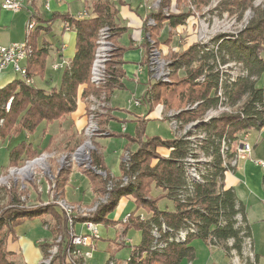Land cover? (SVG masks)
<instances>
[{
    "label": "trees",
    "instance_id": "16d2710c",
    "mask_svg": "<svg viewBox=\"0 0 264 264\" xmlns=\"http://www.w3.org/2000/svg\"><path fill=\"white\" fill-rule=\"evenodd\" d=\"M175 1L176 4L182 2L186 10L176 12L171 9L166 15L163 10L169 9L172 1L160 0L153 14L154 24L147 28V32L148 40L153 42L154 47L159 46L158 37L164 24L169 28V37L164 43L169 45L171 32L185 25L192 15L187 7L191 4L195 9H202L211 0ZM256 1L221 0L217 9L228 15L238 14L241 17L250 10L252 16L249 23L236 35L214 36L211 39L214 48L192 43L182 52H171L169 82H151L143 94L141 104L147 106L148 113L158 105H163L168 110L178 111L176 118L181 122L180 130L190 123L195 124L183 135L170 139H145L144 119L138 120L133 135L109 132L106 126L109 121L124 124L127 120L112 116L110 107L98 113V133L128 140V154L118 165L120 176L114 177L105 167L103 155L97 147L90 152L91 167L103 172L105 177L91 168L81 166L79 170L87 177L95 198L106 195L107 199L92 212L75 213L70 217L73 227L75 223L88 221L98 226L115 227L119 221L109 220L108 214L115 209L121 198L132 197L135 210L128 214L122 234L126 235L129 230L138 231L141 239L139 244L119 245L118 250L129 248L130 252L125 261L116 259L117 264H179L182 259L193 258L194 249L189 244L194 239L221 248L229 257L232 252L241 256L244 239L250 235V230L241 202L237 200L233 189L224 188L223 178L231 167L230 161L235 157L232 144L242 134L264 127V0L255 7ZM124 3L123 0H91L90 15L82 19L67 13H52L42 30L49 33L52 23L62 19L75 32L74 56L61 72L58 88L46 92L21 78L0 88V141H10L21 134L30 136L40 124L49 125L64 119L76 111L78 100L85 97L91 95L98 100L103 96L108 103L114 90L124 89V49L114 44L125 31L116 23L118 6ZM101 28H108L113 51L106 66L107 78L97 87L91 83L89 71ZM42 30L36 28L26 37L33 48L32 56L26 60L27 78L30 80L42 77L45 70L48 50L46 44L40 47L37 45ZM150 50L151 43L145 42L142 64H147ZM229 62L234 64L238 75L231 85L222 86L221 98L218 96L221 81L219 65ZM201 77L203 81H199ZM194 105V108L189 109ZM219 105H226L233 112L223 113L208 122H200L211 108ZM85 113L87 115V108ZM132 144H137L134 151L129 150ZM159 150H167L168 154L163 156ZM37 157L38 150L33 144L23 141L11 149L8 167L18 168L22 163ZM189 160L196 162L199 181L191 179L187 174ZM54 174V190L63 199L70 168H62ZM124 178L127 179L126 184H123ZM108 185L111 187L109 190ZM153 188L160 192L156 197L151 195ZM5 191L8 194L6 203H0V264H24L16 254L6 250V241L9 237L13 240L16 238L15 228L25 220L50 216L54 222L52 227L47 225L50 233L56 239L62 237L60 243L68 238L73 228L64 213L57 210V205L24 204L21 197L26 196L25 191L24 195L17 194L13 187ZM161 199L170 201L173 209H159L158 202ZM140 210L150 214V217L145 218L138 213ZM188 226H193L195 233L184 242L171 240ZM116 239H113L114 242ZM40 247L45 257L50 245L42 244ZM54 264L68 263L61 260Z\"/></svg>",
    "mask_w": 264,
    "mask_h": 264
},
{
    "label": "crops",
    "instance_id": "0c3cea01",
    "mask_svg": "<svg viewBox=\"0 0 264 264\" xmlns=\"http://www.w3.org/2000/svg\"><path fill=\"white\" fill-rule=\"evenodd\" d=\"M171 1L172 4L176 3L175 0ZM123 2H125L124 5L118 6L116 23L120 27L125 28V31L115 40L114 44L124 49L122 52V60L124 62L122 71L125 74L122 81L124 89L114 90L110 96L108 105L112 109V116L128 121L122 124V131L128 133V125H133L135 130L139 119H144L146 121L150 117L161 118V113H165L168 109L163 105H158L151 113L147 112L143 115L147 110V106L143 103L141 104L143 94L149 88L151 82H153L146 64H142L141 61L145 42H152L148 40L149 35L147 28L153 26L149 25V20L152 19L154 21L153 14H155L158 6L154 5L155 0H123ZM89 3H91V0H29L18 13L0 9V46L25 41L27 37L26 26L29 20L34 21L36 25L35 29L39 28L42 30L46 27V20L55 12L60 14L67 13L80 19L85 18L89 16L91 12ZM57 21L61 23V30L57 35L53 34L56 44L53 45L46 40L43 42V44H46L48 50L44 74L42 77H34L31 80L38 89L46 92L50 91L52 88H57L53 87V84L54 82H58L57 80L61 81V76H59V78L57 75H62L61 72L64 70V68L55 70L52 69V66L58 63L69 64L75 53V32L67 27L62 19H57L54 22L56 23ZM54 22L52 26L55 24ZM178 28L171 32L172 36L173 33L178 31ZM41 32H43V30L40 31V33ZM165 33L167 35L166 40H168L169 28L164 24L160 31L158 41ZM159 46L161 47L160 42ZM26 62V60L22 62V66L25 68ZM18 78H20L19 75L15 74L11 68H6L0 72V88ZM122 94H125L126 101L120 104L118 101ZM136 101L139 102V105L135 104ZM82 106L83 109L86 108H84V105ZM158 108L161 110H157ZM139 110H141V112ZM74 114L75 112L69 115V117ZM80 115H83V112L80 113ZM161 119L166 121L163 118ZM113 124L118 123L116 121H109L108 125H106L109 132L119 130L115 128ZM171 135V137L174 136L172 133ZM102 138L106 139L110 137L97 138V143L103 151L105 147L100 143ZM244 138L245 142L252 147L251 153L246 156L237 155L238 146H240L243 140H239L232 144L231 149L236 154L235 164L231 165V168L224 173V188L233 189L237 200L241 202L244 208V216L250 230V235L248 237L252 241V253L254 255V261L252 260L254 263L250 260V263L247 264H264V168L258 163L259 161L264 162V127L260 130L248 132L245 134ZM120 141L124 146L126 143L125 139ZM135 146L137 145L132 144L129 150H131V148H136ZM121 152L122 149L115 153L117 159L114 166L110 168V174L115 177H119L121 174L118 166L122 160L120 156ZM159 152L163 156L168 154L167 150H159ZM67 182L65 196L63 197L64 200L67 201V197L72 196L74 199L67 202L76 204L78 207H88L96 202L95 195L91 193L88 179L83 176L78 169L76 171L72 170L69 181ZM83 184L87 185L86 191H83V194H81L82 196L77 195L80 193ZM159 194L160 192L158 189H152V197H156ZM163 201H165V203L170 202L167 199H163ZM160 208L161 207H159V209ZM138 213L142 214L145 218L150 217V214L146 212L138 211ZM49 218L50 216H45L42 219L25 220L20 223V225L15 228L16 238L14 240L11 237L7 239L6 250L16 254L24 264H39L43 258L40 245L48 244L51 240L52 234L47 228V225L51 224L50 220H48ZM45 222L46 225H44ZM72 228L73 232H75L73 226ZM98 228L100 238H102V226H98ZM112 228L116 229L119 228V226ZM123 230L124 224L121 231ZM86 232V228L84 227L82 233L85 234ZM138 233L141 239V234L140 232ZM127 234L125 235L126 237ZM100 240L102 239H99V241ZM107 240L110 243H108V248H110L112 254L109 258H115L122 250H118L120 247L113 239ZM129 240L130 244H136L132 239ZM99 241L95 244V252L97 251L96 248ZM189 245L194 249L193 258L182 259L179 264H235L233 257L227 256L221 248L211 246L204 241L202 242L201 239H194ZM123 250L127 251L128 258L130 252L129 248H123Z\"/></svg>",
    "mask_w": 264,
    "mask_h": 264
},
{
    "label": "rangeland",
    "instance_id": "374dc122",
    "mask_svg": "<svg viewBox=\"0 0 264 264\" xmlns=\"http://www.w3.org/2000/svg\"><path fill=\"white\" fill-rule=\"evenodd\" d=\"M220 2L221 0H211L209 4L202 9H195L193 5L190 4L189 7L187 8L190 11V13H192V15L189 17L185 25L181 26L180 28H178V31L173 33L170 44L166 45L164 43V41L167 38V35L165 33L159 40V42L161 43V47L160 46L155 47L156 49L158 48L161 50V52L163 53L162 57L167 61L169 60L170 62L171 52H182L184 49L187 48V46L191 45L192 43H199V44L201 43V45L203 46L214 48L213 43L211 41V39L214 36L221 34L236 35L238 31L242 30L249 23V20L252 16V12L250 10H247L241 17L238 14L228 15V13L226 12L223 13L217 9L219 8ZM260 3L261 0H258L254 3V6L256 7ZM169 9L170 10L174 9V11L176 12L186 10L182 2L180 4H177V6L176 3L173 4L171 3ZM60 25H61L60 21H57L55 24H53L49 33H44V31L41 32L37 38V45L39 47L42 46L45 40L55 45L56 40H54L53 34L57 35L58 33H60L59 32L61 30ZM107 42L113 45V42L111 41V37L108 39ZM102 54H105V56L102 55V58H104V60L100 62V66L101 69L102 68L106 69V66L110 60L109 55H111V53L109 54L108 50L105 49V51H102ZM230 63H231V68L228 69L223 68V72H231V75L237 74L238 71L237 69H235V66H233L234 64L232 62ZM220 67L221 65H219V71L221 70ZM221 75L223 78L224 76H226L225 73ZM57 76L59 77L61 75L58 74ZM57 81L58 82L56 83L54 82L53 87H57V88L59 87L61 81L60 80ZM90 81L95 86L97 87L100 86V85H96L92 81L91 72H90ZM90 96L85 97L83 101L80 100L78 101L77 109L74 115L70 117L67 116L64 119L49 125H46L44 123L40 124L37 127L35 133L30 136L21 134L19 137L12 139L10 141L7 140L0 141V187H1L0 203L1 204L6 203L8 194L6 193L5 189L8 190L9 189L8 187L16 188L17 194L23 193L24 195V193L26 192V196L24 197L22 196L21 197L22 199L20 198L21 201L24 202V204L35 205L42 203V204L57 205L56 204L57 202H63L73 207L74 209L73 214L92 212L96 209L95 207H97L100 203L106 201L107 197L105 195V197L103 196L100 197L99 199L96 198V202L88 207H83V206L78 207L76 204L67 202L74 199V197L68 196L66 201L64 200V198L63 199L59 198V196H57L56 191L54 190V186H55L54 173H56V171L62 168L65 169L70 168V173L72 172V170L76 171L77 169L81 173V171L79 170V167L81 166L91 169L94 168L91 167L90 152L94 151L96 147L100 153L103 152L102 155H103V159L105 160L104 161L105 167H107L109 172H110V168L114 166L117 159V155L115 153L119 152V150L122 149V152L120 154L122 160L124 159V155L127 153V147L130 144L126 139H125L126 143L123 146V144L120 141L123 139V138L121 139V137H117V138L110 137L106 139L102 138V141H100V143L105 147L104 150L102 151L99 144L97 143V138L108 137L107 133L99 134L98 130L95 131L96 133H93V135L90 136L88 135V133H86V128L89 127L90 122L87 119V115L85 111L88 102L90 100L88 99L90 98ZM92 98L95 99V96H92ZM125 99H126L125 94H122L119 98L118 103L123 104L126 101ZM82 105H84V108L85 107L86 108L83 109ZM157 110H161V109L158 108ZM139 111L141 112V110ZM172 111L177 112L175 110ZM82 112L83 115H80V113ZM146 113L147 111L143 115H145ZM223 113H227V112L220 111L215 115H222ZM203 120H205V117L204 119L202 118L200 122H202ZM95 122L97 123V118H95ZM127 122L128 121H126V123ZM113 126L115 128H118L119 130H113L110 132L125 133L124 131H122V123L113 124ZM91 129H98V126L97 128H94V126H92ZM134 132H135L134 126L128 125V133L133 135ZM171 136H172L171 128L169 127L168 123L166 121H163L160 117L157 118L150 117L148 120L144 121L143 138L148 139V138L159 137L162 139H170ZM23 141L32 143L33 146L38 150V154L40 157L33 159L31 161L24 162L18 168H9L8 164H9V156L11 149L17 144L22 143ZM86 142L89 143L90 145L89 147L86 146V144H88ZM81 146H83L82 147L83 151H85L84 152L85 157H82L84 156V154L83 155L81 154V156L79 155L80 158L78 159L76 157L77 156L76 154L80 152ZM135 147L137 148V146ZM136 148H131L130 151H134ZM28 166L31 170L28 169L26 171L25 169ZM95 172L105 177V174L103 172L100 171L99 172L95 171ZM81 174L85 176L83 173ZM69 177L70 174L68 176V181H69ZM86 186H87L86 184H83L80 193H78L77 195L82 196L81 194H83V191H86ZM159 205H160L159 207H161L162 210L173 209L172 203L171 202L165 203L163 199L159 201ZM86 209H89V211H87ZM134 210H135V203L132 197H127V198L123 197L119 200L115 209L112 212H110L107 217L109 220L119 221V223L116 225L119 226V228L114 229L112 227L102 226V235H101L102 240H100L99 243L97 244V248H96L97 251L93 254V258L87 260V262L85 263L87 264L106 263L107 259H109V257L112 255L110 248H108L109 241L107 239H114L116 235L117 236L120 235V232L123 229L122 220L126 217V215H128ZM44 217L45 216H42V218ZM48 220H50L51 223L50 226L52 227V225L54 224L53 220L50 218ZM74 231L76 235L80 236V234H82V232L84 231V223H80V222L75 223ZM126 238L132 239L136 244H139L140 242L139 233L134 230H129ZM55 244H56V236L51 235L50 243H48V245H50L49 248L51 249L55 247L56 246ZM121 250L122 251L115 256V259L119 261H123L127 258V251L123 249ZM45 264H50V262H46Z\"/></svg>",
    "mask_w": 264,
    "mask_h": 264
},
{
    "label": "built area",
    "instance_id": "2783aa9c",
    "mask_svg": "<svg viewBox=\"0 0 264 264\" xmlns=\"http://www.w3.org/2000/svg\"><path fill=\"white\" fill-rule=\"evenodd\" d=\"M29 0H0V9L2 10H7L12 13H18L20 12L24 5L28 2ZM160 0H155L154 5L159 6ZM171 12L170 9H164L163 13L168 15V13ZM154 21L152 19L149 20V25H153ZM35 23L33 20H29L27 22L26 26V31L27 35H30L31 32L35 30ZM110 38V32L108 28H101L98 32V38L96 41V48H95V53H94V58L92 61L91 65V75H92V81L96 85H101L105 82L107 75H106V69L102 68L100 66V62L104 60L102 58V55L105 56V54H102V51H105V49L108 50V53L110 54L111 51H113V45L108 43V39ZM153 42H151V50L148 56V61H147V70H149L152 81L156 83V81H161V82H169V76L171 73L170 68V62L169 60H165L162 55L163 53L161 52L160 49H156L155 47H152ZM201 44V43H200ZM33 54V48L31 45L28 43L27 39L22 42L18 43H12L6 46H0V72L5 70L6 68H11L13 72L26 82H32L30 79L27 78V72L26 68L22 66V62L25 60L29 59ZM110 56V55H109ZM69 64H64V63H58L52 66V69L55 70H61L68 66ZM234 66V65H233ZM224 69L231 68V63H227L225 65H222L220 67V84L218 88V96L222 98L223 94V87L231 85V82L235 81L237 78L238 74L231 75V72H223ZM101 69V71H100ZM225 73L226 76L224 78L222 77L221 74ZM199 81H203V77L199 79ZM104 97L100 99H93L92 96H90L88 105H87V119L90 122L89 127L86 128V133L88 135H93V133H96L98 129H91L92 126L94 128H97V123L95 122V118H97L98 113H102L106 110V108L109 107L108 103L105 102L103 99ZM136 105H139V102H135ZM194 106L189 107V109L194 108ZM8 109V105H7ZM98 111V112H97ZM220 111L227 112L228 114L231 113V108L228 106L224 105H219L216 108L209 110L205 114V120L202 122H208L212 118L218 117L219 115H215ZM177 112L174 111H169L167 110L165 113H161V118L166 120L168 123L169 127L171 128V133L174 136H181L185 133V131L190 130L195 124L190 123L184 127L183 130H180L179 127L181 125V122L176 118ZM222 113V112H221ZM214 115V116H212ZM203 117V119H204ZM247 134V133H245ZM245 134H242L239 140H243L241 142L239 148L237 149V155L241 156H246L251 153V146L245 142ZM223 149L222 151H224ZM126 153L124 155V159L127 157ZM43 155V154H42ZM236 156V154H235ZM40 157V156H39ZM38 158V157H37ZM36 159V158H35ZM195 161L193 162L192 160H189V166L187 169V174L188 176L193 179V180H200L198 169L195 166ZM259 165L264 168V162L259 161ZM235 164V157L230 161V165ZM231 168V167H230ZM123 184L127 183V179L124 178L122 179ZM9 188V187H8ZM111 189L110 185L107 186V190ZM57 207L59 210H61L64 215L68 218L70 227H72V220H71V215L73 214V207L71 205H68L63 202H57ZM82 210V209H81ZM89 211V209H86ZM88 213V212H86ZM86 213H81V214H86ZM128 220V215L122 220V223L125 224ZM84 227L86 228V233L85 234H80L76 235L73 230L70 232L68 238H64V240L61 242L62 237H57L56 239V248L53 247L47 250V255L42 258L40 264H45L46 262H50V264H54L56 262H60L61 260L64 261L65 263L68 264H87V260H90L93 258V254L95 253V244L96 242L100 239L99 235V228L98 225L93 223V222H85ZM195 233V229L193 226H188L185 229L180 230L171 240H175L176 242H184L186 238ZM58 243H60L61 246V251L59 252L58 250ZM116 244L117 245H129L130 240L125 237V235L122 234V231L120 232V235L117 236L116 239ZM159 247L162 248L160 245ZM233 261L235 264H247L250 263L249 261L253 260L254 261V255L252 253V241L249 237H246L244 239V245L242 249L241 256L237 255L235 252H232ZM128 259V258H127ZM252 261V262H253ZM52 262V263H51ZM254 263V262H253ZM105 264H117V261L115 258H109L107 259Z\"/></svg>",
    "mask_w": 264,
    "mask_h": 264
},
{
    "label": "bare ground",
    "instance_id": "6f19581e",
    "mask_svg": "<svg viewBox=\"0 0 264 264\" xmlns=\"http://www.w3.org/2000/svg\"><path fill=\"white\" fill-rule=\"evenodd\" d=\"M86 143H88V142H86ZM86 143H85V144H86ZM83 146H84V145H83ZM83 146L80 147L81 149L79 148V149H80V152H78L79 150L77 151L78 153L76 154V155H77L76 157H77L78 159L80 158L79 155L81 156V154H82V155L84 154V156H82V157H85V153H84L85 151H83V148H82ZM86 146L89 147V146H90L89 143L86 144ZM84 147H85V146H84ZM85 148H86V147H85ZM85 148H84V149H85ZM37 162H38V161H37ZM34 163H35V162H34ZM36 164H37V163H36ZM28 169H30L29 166H28L25 170L27 171ZM30 170H31V169H30Z\"/></svg>",
    "mask_w": 264,
    "mask_h": 264
},
{
    "label": "water",
    "instance_id": "95a60500",
    "mask_svg": "<svg viewBox=\"0 0 264 264\" xmlns=\"http://www.w3.org/2000/svg\"><path fill=\"white\" fill-rule=\"evenodd\" d=\"M92 170H93V171H96V169H95V168H92ZM97 172H99V171H97Z\"/></svg>",
    "mask_w": 264,
    "mask_h": 264
}]
</instances>
